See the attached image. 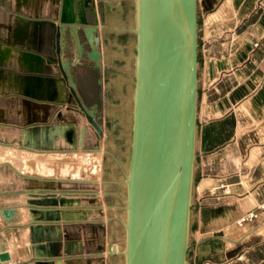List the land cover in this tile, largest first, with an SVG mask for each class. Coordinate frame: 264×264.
<instances>
[{
	"label": "crops",
	"instance_id": "crops-1",
	"mask_svg": "<svg viewBox=\"0 0 264 264\" xmlns=\"http://www.w3.org/2000/svg\"><path fill=\"white\" fill-rule=\"evenodd\" d=\"M21 1H25L30 11L40 12L30 14L18 10L10 1L0 0V9L8 11L4 5L6 2L15 8L11 12L0 13V63H3L6 75H22L31 69L30 63H34L30 58H24V48L11 44H14L13 29L21 19L42 21L37 28L31 25L29 31L35 36L25 43V47L34 49L41 59V70H47V59L57 58L58 31L51 24L59 25L63 0H57V6L48 0ZM84 1L74 0L76 17ZM260 1L264 2L216 0L211 9L206 1L207 12L199 28L197 171L187 264H264V6L261 7ZM84 11L85 18L99 26L103 83L98 84L99 72L88 60H84L83 67L74 68V75L84 103L88 106L100 104L101 139L97 138L95 129L85 116L80 115L75 146L61 137L54 139L53 145L50 143L39 147V150L21 148L20 127L32 121L44 122L50 108L48 121L55 124L54 116L59 107L28 99L18 94L24 93L22 88L15 87L10 81H0V107L5 111L4 120H0L3 125L0 148H11V153L17 149L25 154L40 153L56 158V155L101 156V176L100 179L85 177L78 180L73 179V173L66 177L35 170L22 173L11 163H0L4 166L0 171V254L10 255L9 261H0V264H35L39 260L62 261L63 264H113L115 258L113 253L106 257L104 253L114 244L111 210L118 206H113V202L123 203L122 198L126 195L122 181L129 170L131 155L133 103L131 105L130 102H134L137 54V35L132 30L136 27V1L93 0ZM12 21L13 24H9ZM65 41L67 57L73 59L75 44L69 35ZM256 43L260 45L257 48ZM51 69V75L59 77L54 65ZM78 70L84 72L82 79ZM56 89L57 94L62 93L64 97L69 93L66 85ZM100 92L103 97L99 102ZM22 104H25L26 115L22 113ZM76 111L67 109L74 115L73 120L77 118ZM63 116L68 121L72 120ZM25 117L28 122H25ZM83 128L86 132L84 145H81ZM6 166L24 180L23 186L13 187L6 177ZM53 170L56 172L58 169ZM221 185L230 190V195L223 196L217 206L201 208L200 202L210 190L217 189V193L222 195ZM42 188H53V191L43 194L58 195L69 199V202L80 197L81 203H67L54 209L69 219L84 216V211L87 219L44 218L41 208L29 204L33 190ZM123 189L124 195L120 193ZM85 192L97 194L104 217L94 212L88 214L98 207L89 202L93 198H84ZM219 208L223 211L217 215H204ZM252 212L257 214L256 219L238 224L239 219ZM43 228L54 230L46 235L42 234ZM59 236L61 243L33 244V237L40 241ZM240 256L244 259L239 260Z\"/></svg>",
	"mask_w": 264,
	"mask_h": 264
},
{
	"label": "water",
	"instance_id": "water-1",
	"mask_svg": "<svg viewBox=\"0 0 264 264\" xmlns=\"http://www.w3.org/2000/svg\"><path fill=\"white\" fill-rule=\"evenodd\" d=\"M137 54L135 56V90L133 102L132 141L129 170L122 184L126 195L123 205L117 208L125 212L122 221L125 231L124 249L114 251L122 255L125 264H187L189 248L191 208L195 181L196 145L198 133L199 98V0H135ZM93 0H85L74 14V0H63L59 25L52 23L56 35L57 58L47 59V70H41V59L34 49L25 47L35 34L29 31L42 21L21 19L13 29L15 46L24 48V58H30L31 69L22 75H6L0 63V81H10L28 99L46 102L59 107L54 119L39 123L32 121L24 127L19 145L31 151L48 146L61 138L76 145L78 119L67 121L62 109L78 110L95 129L97 138L102 137L100 104L88 106L77 86L74 68L83 66L84 60L94 64L99 72L98 84L103 80V56L99 26L85 18L84 10ZM207 12V3L202 2ZM69 35L76 47L73 59L67 57L65 37ZM36 65V69H35ZM51 65L59 73L54 77ZM1 84V83H0ZM68 87L69 93L57 94V87ZM56 93V94H55ZM103 93H99V102ZM75 103V104H74ZM3 125L0 122V131ZM86 129L81 130L80 144L84 145ZM98 147V145H96ZM41 190V191H40ZM53 188L34 189L29 204L39 207L46 219L80 220L83 215L67 217L58 206L81 203V198L69 199L58 195H45ZM89 202L98 208L93 212L105 216L99 199L93 195ZM109 208V206H108ZM222 208L205 212L214 216ZM35 229L32 227V231ZM43 228L42 234L53 231ZM68 233L67 229L64 230ZM41 234V235H42ZM65 239L68 237L65 236ZM62 238L52 237L40 242L61 243ZM112 246V245H111ZM67 249V247H66ZM103 251V249H102ZM69 251H65L66 254ZM10 260L7 253L0 254V261ZM63 264L62 261H36L35 264Z\"/></svg>",
	"mask_w": 264,
	"mask_h": 264
},
{
	"label": "rangeland",
	"instance_id": "rangeland-1",
	"mask_svg": "<svg viewBox=\"0 0 264 264\" xmlns=\"http://www.w3.org/2000/svg\"><path fill=\"white\" fill-rule=\"evenodd\" d=\"M13 3L18 10H23L27 11L30 14H39L40 10L38 13H34L35 10H29L27 6H25V1L21 0H7ZM202 1L199 0V19L200 21L203 20V16L205 15V12L203 11L202 7ZM47 2H50L51 4H54L55 6L59 5V2L57 0H48ZM261 2V1H260ZM5 7L8 9V11H5V9H0V13L5 12H11L15 8L13 5L8 4L7 2L4 4ZM43 7V6H42ZM13 9V10H12ZM9 24H13V21ZM201 26V23L199 24V28ZM134 66V62L132 63ZM84 72L82 70H78V76L80 79L83 78ZM133 101L131 100L130 104L132 105ZM22 113L26 115L25 113V104H22ZM51 110V108H50ZM48 111L47 115L48 118L43 119L44 122H47L49 119V112ZM67 111L66 108L62 109V111ZM0 120H4L5 118V111L1 109L0 107ZM77 118H80V115L85 116L83 113L79 112L76 113ZM75 120V119H74ZM131 120V118H130ZM29 119H26L25 117V122H28ZM11 149V148H10ZM10 149H1L0 148V163L2 162H13L16 164L17 167L20 168V171L27 173V172H34L35 171H42L44 173H53L51 175H56V176H62L66 177L68 175H71L73 173V179H84L86 178H93V179H100L101 172H102V167H101V156H98L97 158L93 157V155L89 156H82V155H56V157L52 156H46V154L42 155H30V154H25L21 152V150L14 151V155L9 154L11 153ZM17 155V156H16ZM10 159V160H9ZM58 160V161H56ZM38 163V166H37ZM7 167V166H6ZM4 166L0 165V171H3ZM53 168H57L58 170L55 172ZM195 171H197V165L195 164ZM22 172V173H23ZM6 177L11 180L13 183V187H21L25 183L24 180L21 178H18L9 168L7 167V170L5 171ZM14 180V181H13ZM120 193L122 195L125 194V190H121ZM123 205L121 201L116 200L113 202V206H119ZM111 217L113 221L111 222V234L113 236V241L115 246L118 247L119 251L121 249H124L125 245V231L123 228L122 221L125 218V212L117 207H113L111 210ZM113 248V247H112ZM118 251V252H119ZM110 253L109 251H106ZM115 258H113V264H125V259L122 255H115Z\"/></svg>",
	"mask_w": 264,
	"mask_h": 264
},
{
	"label": "built area",
	"instance_id": "built-area-1",
	"mask_svg": "<svg viewBox=\"0 0 264 264\" xmlns=\"http://www.w3.org/2000/svg\"><path fill=\"white\" fill-rule=\"evenodd\" d=\"M261 7L264 6V2L261 1ZM259 43H256L255 44V47H259ZM220 189H223V193L222 195H219L217 193V189L215 190H210L208 192V195H206L204 197V199L201 200L200 204H201V208H207V207H210V206H217L221 203V200H222V197L223 196H226V195H230V190L227 188V187H224V186H220ZM93 195H96L97 194L95 192H85L84 193V198H88V197H93ZM257 218V214L252 212V213H249L248 215H246L245 217H242L241 219H239L238 221V224L239 225H243L245 224L246 222H249V221H252L254 219ZM116 244H113L111 247H110V253H114V250L112 249L113 246H115ZM109 253H104V257H106ZM239 260H243V256H240L238 258Z\"/></svg>",
	"mask_w": 264,
	"mask_h": 264
},
{
	"label": "bare ground",
	"instance_id": "bare-ground-1",
	"mask_svg": "<svg viewBox=\"0 0 264 264\" xmlns=\"http://www.w3.org/2000/svg\"><path fill=\"white\" fill-rule=\"evenodd\" d=\"M104 70V69H103ZM69 110V109H68ZM78 111V110H77ZM79 112V111H78ZM217 114V113H216ZM63 115H66V116H69L70 117V119H72L73 120V118H74V115H72L71 113H69V112H67L66 110L63 112ZM66 120H67V118H66ZM68 121V120H67ZM8 149H10V148H8ZM11 150V149H10ZM10 153H8V155H9ZM12 155H14V153H11ZM38 155H42V154H40V153H38ZM17 156V155H16ZM10 160V159H9ZM8 163H11L19 172H21L20 171V168L19 167H17L16 166V164L15 163H13V162H8ZM54 185V184H53ZM51 186H52V184H51ZM4 249V247L2 248V250ZM114 251H119V249H118V247L117 246H113V248H112ZM106 253H109V252H106Z\"/></svg>",
	"mask_w": 264,
	"mask_h": 264
},
{
	"label": "trees",
	"instance_id": "trees-1",
	"mask_svg": "<svg viewBox=\"0 0 264 264\" xmlns=\"http://www.w3.org/2000/svg\"><path fill=\"white\" fill-rule=\"evenodd\" d=\"M207 2H208V5H209V9H211L212 8V5L214 4V2L216 1V0H206ZM201 23V21H200V19H199V24ZM199 60H200V58H199Z\"/></svg>",
	"mask_w": 264,
	"mask_h": 264
},
{
	"label": "flooded vegetation",
	"instance_id": "flooded-vegetation-1",
	"mask_svg": "<svg viewBox=\"0 0 264 264\" xmlns=\"http://www.w3.org/2000/svg\"><path fill=\"white\" fill-rule=\"evenodd\" d=\"M75 50H76V47H75ZM84 66V65H83ZM83 66H81V67H83Z\"/></svg>",
	"mask_w": 264,
	"mask_h": 264
}]
</instances>
